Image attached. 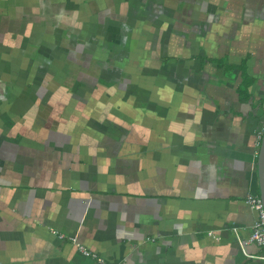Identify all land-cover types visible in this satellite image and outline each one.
<instances>
[{"label":"crops","instance_id":"0c3cea01","mask_svg":"<svg viewBox=\"0 0 264 264\" xmlns=\"http://www.w3.org/2000/svg\"><path fill=\"white\" fill-rule=\"evenodd\" d=\"M263 133L264 0H0V264H264Z\"/></svg>","mask_w":264,"mask_h":264},{"label":"built area","instance_id":"2783aa9c","mask_svg":"<svg viewBox=\"0 0 264 264\" xmlns=\"http://www.w3.org/2000/svg\"><path fill=\"white\" fill-rule=\"evenodd\" d=\"M250 208L256 213V220L253 225V231L250 236L249 242L254 243L259 247H264V208L262 200L255 196H249L246 200ZM74 243L75 240L72 239ZM78 252L84 257L91 258L95 260L98 264H107L101 258H98L97 255L87 251L83 246L76 243ZM264 260V257H261Z\"/></svg>","mask_w":264,"mask_h":264},{"label":"water","instance_id":"95a60500","mask_svg":"<svg viewBox=\"0 0 264 264\" xmlns=\"http://www.w3.org/2000/svg\"><path fill=\"white\" fill-rule=\"evenodd\" d=\"M258 179L260 189V199L262 200L264 208V133L261 139L259 153H258Z\"/></svg>","mask_w":264,"mask_h":264},{"label":"rangeland","instance_id":"374dc122","mask_svg":"<svg viewBox=\"0 0 264 264\" xmlns=\"http://www.w3.org/2000/svg\"><path fill=\"white\" fill-rule=\"evenodd\" d=\"M28 27V26H27ZM34 38H36L37 40H39V38H37V37H34ZM56 42H57V40H56Z\"/></svg>","mask_w":264,"mask_h":264}]
</instances>
